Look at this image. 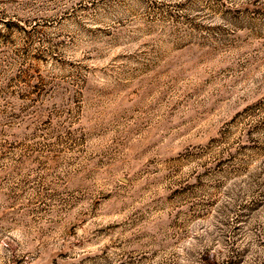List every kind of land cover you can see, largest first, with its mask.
I'll use <instances>...</instances> for the list:
<instances>
[{
	"label": "rangeland",
	"instance_id": "rangeland-1",
	"mask_svg": "<svg viewBox=\"0 0 264 264\" xmlns=\"http://www.w3.org/2000/svg\"><path fill=\"white\" fill-rule=\"evenodd\" d=\"M0 264H264V0H0Z\"/></svg>",
	"mask_w": 264,
	"mask_h": 264
}]
</instances>
